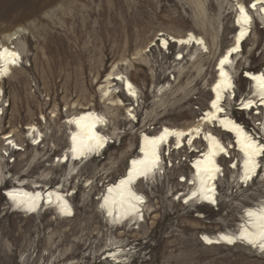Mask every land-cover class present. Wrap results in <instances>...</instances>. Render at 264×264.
I'll return each instance as SVG.
<instances>
[{
    "label": "rangeland",
    "instance_id": "obj_1",
    "mask_svg": "<svg viewBox=\"0 0 264 264\" xmlns=\"http://www.w3.org/2000/svg\"><path fill=\"white\" fill-rule=\"evenodd\" d=\"M240 1L249 5L251 0ZM258 11L252 12V33L243 52L230 66L237 97L251 93L245 71L264 70V16ZM235 17L234 0H0V41L19 31L11 43L24 61L0 80V105L10 104L0 118V264H115L104 254L112 243L126 249L127 264H264V251L250 245L207 246L200 239L237 229L249 205L264 199V159L260 176L245 187L229 169L231 159L222 157L219 205L205 207L181 202L191 189L187 182L196 153L174 150L161 173L138 185L147 201L145 222L116 225L98 209L105 186L135 155L143 123L153 133L164 124L188 127L207 108L216 61L233 43ZM189 31L204 37L209 51L174 43L160 48L161 33ZM114 66L139 90L140 122L128 121L124 110L103 103L100 87ZM234 102L225 103L231 115L264 143L263 109L259 115L243 113ZM80 106L107 115L104 132L115 142L102 157L61 163L70 130L65 120ZM31 124L43 134L36 146L26 129ZM212 129L225 143L231 141ZM4 134L13 135L24 152L6 146ZM204 146L196 143L198 150ZM4 152H11L15 162ZM232 155L236 158L237 151ZM183 178L187 181L180 182ZM19 181L28 188L35 182L60 184L75 216L62 218L50 206L35 215L19 211L3 193Z\"/></svg>",
    "mask_w": 264,
    "mask_h": 264
},
{
    "label": "bare ground",
    "instance_id": "obj_2",
    "mask_svg": "<svg viewBox=\"0 0 264 264\" xmlns=\"http://www.w3.org/2000/svg\"><path fill=\"white\" fill-rule=\"evenodd\" d=\"M234 1L236 17L234 18L235 34L233 43L224 50L216 61V75L210 87L209 93L211 98L207 104V108L200 115L197 122L188 127H176L164 124L157 132L153 133L151 130L148 131L147 127L144 128V123L142 124L143 129L138 136V146L135 155L127 158L126 166L121 175L107 184L100 197L98 209L103 212L107 222H114L116 225L123 221L130 224L134 221H136L135 223L145 222L147 201L146 197L138 192L137 188L144 181L143 178L148 179L157 175V173H161V170L164 168V158L161 154V149L166 143L169 144V151L172 147L176 150L183 144L184 146L191 145L192 147L196 145L198 140L204 143V148L191 160L190 167L192 169L191 175L194 186L190 189V193L192 192L190 198L195 196L197 198L201 197L203 206L205 207L215 205V203L217 206L219 205L218 184L224 176L225 171L220 161L222 155L230 157L231 160L228 167L231 171L237 173L238 183L241 182L243 184L248 182L249 186V181L254 182L255 178L260 176L263 167L261 155L264 157V151L258 152L252 158L253 163L246 165L245 162L248 160V157L245 155L244 144L251 142L259 148L260 146H264V143L259 140V135L246 129L240 121L231 115L225 103L231 99L237 100V102L240 101V105H242L241 110L252 107H254L252 110H259L264 107V70H247V76H244V78L252 84L251 93L248 96L237 97L236 84L230 67L234 64V60L241 55L244 43L251 36L252 24L254 22L252 12L255 13V11L259 10L260 15L264 16V0H251L249 5L240 0ZM241 7L244 9V13H241ZM19 37V31H14L9 34L8 41H0V80L8 79L15 69L22 68L23 63L21 61L23 60V56L11 43L12 40ZM157 41H159V46L162 49H169L170 45L174 43L181 47L197 46L205 52L209 51L204 37L196 35L192 31L178 36L161 33ZM152 45L154 46L155 44L153 43ZM232 49L236 50L232 51ZM179 54L181 55L180 58L183 59L184 55L182 53ZM225 57H227V62L221 65V61ZM193 59L194 61L197 60L196 57ZM115 68L114 66L112 71L108 73L106 84L100 87L103 103L110 108L124 110L128 121L133 123L140 122L137 117V108L140 102L139 90L128 76L122 72H116ZM222 71L226 75H222ZM1 92H3V89ZM120 93H123L125 98L119 95ZM127 100H131L132 103H128ZM214 101L216 102V107H213ZM245 105L250 106L245 107ZM80 109L82 110L70 115L65 120L70 130L67 138L68 147L66 153L62 155L63 159L62 157L59 159L61 163L65 161V163L78 162L84 158L88 161L95 157H102L111 146L112 140L110 138L112 137L104 132V130H108L106 127L109 125L107 115L99 113V111L93 110L89 106H80ZM218 109H223V111H219ZM222 121L225 123H222ZM259 125H262V123ZM212 128L228 134L231 137V141L225 143ZM26 129L30 131L29 133L35 138L34 140L43 138L42 132L35 124L27 126ZM180 133H183V135H178ZM12 136L4 134L2 138L3 140H9L7 145H12L13 150H21V146L12 139ZM74 136L76 137L75 141L73 139ZM162 136L164 138L160 139ZM152 141L156 143H151ZM42 142L43 139L40 140L39 144ZM221 148H223V151L220 150ZM232 150L237 151L236 158L232 155ZM133 161H136L137 164L133 165ZM130 172L134 178L130 183L121 185V181L128 180ZM140 172H143V174H138ZM184 179L179 181L183 182ZM26 186L27 184L24 181H19L17 185L5 189L6 194L4 196L14 206L18 207L19 211L27 215H35L44 205L50 204V207L55 208L62 218H72L75 216L74 207L68 199L69 194L64 193L60 184L52 187L35 182L29 188ZM110 189L111 191H109ZM136 197H141L142 199L137 200ZM250 210L256 213L264 212V199L255 205H249L245 213L243 212L241 224L237 229L233 231H219L213 235L202 234L200 239L203 244L207 246L222 245L228 247L232 244L235 246L238 243L246 246L252 244L264 250L261 247V244H264V240L259 238V230L253 227L250 222V217L248 216ZM250 233H256L257 235L253 238L249 235ZM224 237L231 238V242L228 239H224ZM104 254L105 259L115 264L123 262H125L123 264H127L129 262L126 249L120 245L116 246V243H112L111 247Z\"/></svg>",
    "mask_w": 264,
    "mask_h": 264
},
{
    "label": "snow or ice",
    "instance_id": "obj_3",
    "mask_svg": "<svg viewBox=\"0 0 264 264\" xmlns=\"http://www.w3.org/2000/svg\"><path fill=\"white\" fill-rule=\"evenodd\" d=\"M241 13H244V9L243 7H241L240 9ZM246 19V17H245ZM189 39H191V37H189ZM236 49H232V51H235ZM227 62V57H225L224 60L221 61V65H223L224 63ZM222 75H226L225 73H223L222 71ZM219 99V97H218ZM250 105H245V107H249ZM213 107H216V102L214 101L213 102ZM219 111H223V109H218ZM222 123H225L224 121H222ZM167 132V130H165ZM178 135H183V133H180ZM164 137L162 136L160 139H163ZM74 141L76 139V137L74 136L73 137ZM147 139V138H146ZM214 139V138H213ZM151 143H156L155 141H152ZM244 149H245V155L248 157V160H246V165L250 164V163H253V157L258 153V152H261V151H264V146H260L259 148H257V146L254 144V143H251V142H248V143H245L244 144ZM221 151H223V148L220 149ZM158 159V157H157ZM141 163H144V162H141ZM137 162L136 161H133V165H136ZM138 174H143V172H140ZM133 174L130 172L129 173V178L127 181H121V185H126L128 183L131 182V180L133 179ZM111 191V189L109 190ZM11 195V194H9ZM134 195V194H132ZM193 195H195V193H193ZM15 198V197H13ZM137 200H140L142 199L141 197H136ZM248 216L250 217V222L252 223L253 227L257 228L259 231H258V236L260 239L264 240V212H261V213H256V212H253V211H249L248 212ZM250 236H252L253 238L256 237V233H250L249 234ZM224 239H228L229 242H231V238L229 237H224ZM251 242V241H250ZM261 247L264 248V244H261Z\"/></svg>",
    "mask_w": 264,
    "mask_h": 264
},
{
    "label": "built area",
    "instance_id": "obj_4",
    "mask_svg": "<svg viewBox=\"0 0 264 264\" xmlns=\"http://www.w3.org/2000/svg\"><path fill=\"white\" fill-rule=\"evenodd\" d=\"M0 95L2 97V100H1V102H2L3 99H4V92H2V94H0ZM9 105H10L9 102H7V101L4 102L3 105L2 104L0 105V118H2L3 116H5V114L7 112V109L9 108ZM41 120H45V118H41ZM110 139L112 140V143L111 144H114V142H113L114 139L113 138H110ZM40 140H42V139L39 138V139L34 140V142L31 145L32 146L38 145L40 143ZM6 146H9L10 148H12V145H7V143H6ZM17 151L24 152V148L21 147V150H17ZM4 156L9 160L10 163L15 162V158L13 156H11V152H7V153L4 152Z\"/></svg>",
    "mask_w": 264,
    "mask_h": 264
}]
</instances>
